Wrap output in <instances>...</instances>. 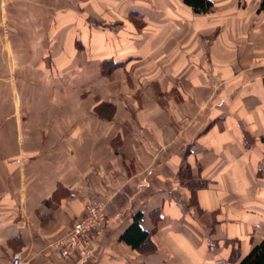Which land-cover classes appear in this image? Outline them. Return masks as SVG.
Returning <instances> with one entry per match:
<instances>
[{
	"label": "crops",
	"instance_id": "crops-1",
	"mask_svg": "<svg viewBox=\"0 0 264 264\" xmlns=\"http://www.w3.org/2000/svg\"><path fill=\"white\" fill-rule=\"evenodd\" d=\"M210 1L0 0V264H237L264 238V0ZM89 197V252L54 258Z\"/></svg>",
	"mask_w": 264,
	"mask_h": 264
},
{
	"label": "built area",
	"instance_id": "built-area-1",
	"mask_svg": "<svg viewBox=\"0 0 264 264\" xmlns=\"http://www.w3.org/2000/svg\"><path fill=\"white\" fill-rule=\"evenodd\" d=\"M105 219V201L89 197L84 214L73 222L64 235L49 244L52 256L57 259H68L77 253L87 255L93 244L95 232L101 228ZM10 263L24 264V260L20 253L15 252L11 255Z\"/></svg>",
	"mask_w": 264,
	"mask_h": 264
},
{
	"label": "trees",
	"instance_id": "trees-1",
	"mask_svg": "<svg viewBox=\"0 0 264 264\" xmlns=\"http://www.w3.org/2000/svg\"><path fill=\"white\" fill-rule=\"evenodd\" d=\"M184 2L191 6L197 12H207L212 2L210 0H184ZM189 185L191 190L194 191L197 186H203L205 183ZM141 213L133 216L131 224L123 231L119 239L129 245L133 249H139L149 238V232L141 227ZM237 264H264V238L260 240L252 249L243 256Z\"/></svg>",
	"mask_w": 264,
	"mask_h": 264
}]
</instances>
